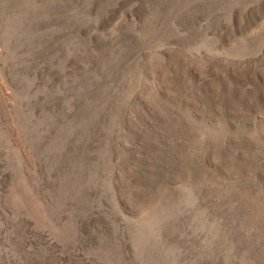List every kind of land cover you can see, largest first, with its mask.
<instances>
[{"label": "rangeland", "instance_id": "obj_1", "mask_svg": "<svg viewBox=\"0 0 264 264\" xmlns=\"http://www.w3.org/2000/svg\"><path fill=\"white\" fill-rule=\"evenodd\" d=\"M0 264H264V0H0Z\"/></svg>", "mask_w": 264, "mask_h": 264}]
</instances>
